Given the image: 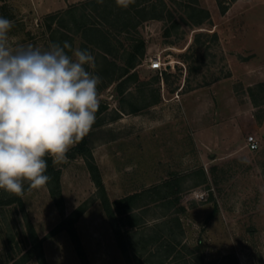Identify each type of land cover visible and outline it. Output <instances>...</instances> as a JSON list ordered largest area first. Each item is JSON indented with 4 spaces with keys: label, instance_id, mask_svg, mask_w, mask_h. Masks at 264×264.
<instances>
[{
    "label": "rangeland",
    "instance_id": "rangeland-1",
    "mask_svg": "<svg viewBox=\"0 0 264 264\" xmlns=\"http://www.w3.org/2000/svg\"><path fill=\"white\" fill-rule=\"evenodd\" d=\"M165 1L162 19L120 35L127 45L126 36L146 41L137 78L110 82L99 51L87 49L95 58L89 71L101 83L86 146L112 201L174 179L162 191H174L176 204L151 203L141 210L147 228L180 216L184 234L178 238L197 245L207 262L228 264L236 253L241 264H264V0ZM199 6L211 17L196 25L200 16L192 7ZM58 10L56 0H0V16L14 23V46L46 49L45 17ZM81 41L75 35L74 48L84 49ZM154 58L167 62V69H152ZM116 62L119 76L125 60ZM252 134L260 142L257 150L247 145ZM79 146L55 165L61 170V204L48 184L22 196L0 190V264H137L118 244ZM83 204L79 218L65 220Z\"/></svg>",
    "mask_w": 264,
    "mask_h": 264
},
{
    "label": "clouds",
    "instance_id": "clouds-1",
    "mask_svg": "<svg viewBox=\"0 0 264 264\" xmlns=\"http://www.w3.org/2000/svg\"><path fill=\"white\" fill-rule=\"evenodd\" d=\"M13 21L0 16V190L16 196L47 186L54 165L92 128L101 77L95 58L65 41L16 45Z\"/></svg>",
    "mask_w": 264,
    "mask_h": 264
},
{
    "label": "trees",
    "instance_id": "trees-1",
    "mask_svg": "<svg viewBox=\"0 0 264 264\" xmlns=\"http://www.w3.org/2000/svg\"><path fill=\"white\" fill-rule=\"evenodd\" d=\"M159 1L160 5L155 0H83L71 4L65 9L46 15L45 28L48 41L50 44L60 43L61 45L67 41L74 48L75 35L79 34L82 39V48L92 47V51L95 49L99 51L97 52L98 57L104 63L102 70L110 82L115 81L117 77L119 79L124 76L127 77L125 81L135 79L139 75L135 71L131 72V69H135L140 59L145 56L146 41L143 37L126 36L130 41L127 45L120 35L123 33L129 35L132 30H136L148 19H162L166 1ZM219 3L222 12H226L228 6L221 1ZM160 6H162L161 9ZM192 13L200 16L195 22L196 25L203 24L211 17L210 11L200 6L192 7ZM212 36L218 39L217 32L214 31ZM191 45L188 48H191ZM122 51L124 52L121 54ZM118 57L123 58L125 64L121 66L120 75L116 76V71L120 67L116 62ZM163 73L166 77L169 75L166 71ZM85 137L79 141L80 152L87 156L88 167L110 218L115 237L129 259L135 258L137 264H149L151 261H155V264H214L204 260L198 252V246L190 248L184 245L182 250H177L176 246L182 242L178 237L183 235L180 216H173L170 220H163L150 228L145 226L146 221L141 212L145 207L159 202L161 203L158 206L163 207L176 204V200L170 198L174 191L172 192L171 189L162 191L163 187L175 185L174 179L112 201L108 197L93 153L86 146ZM47 163L46 174L51 177L48 182L51 195L58 204H61L63 202L61 170L56 168L51 158H47ZM202 174L206 176L204 169H202ZM145 197L149 200L144 201ZM85 208V204L80 205L65 220L73 223V218H79ZM180 210L183 211L185 208L181 207ZM149 229L151 230L147 231ZM69 232L78 253L86 261L84 247L76 229L71 227ZM34 238L37 239L36 233ZM231 257L232 260L230 259L231 262L228 264H241L236 253H233Z\"/></svg>",
    "mask_w": 264,
    "mask_h": 264
},
{
    "label": "built area",
    "instance_id": "built-area-1",
    "mask_svg": "<svg viewBox=\"0 0 264 264\" xmlns=\"http://www.w3.org/2000/svg\"><path fill=\"white\" fill-rule=\"evenodd\" d=\"M168 63L166 62H162L159 58H154L152 61H151V64H150V67L152 69H167L168 67ZM259 140L257 139V137L255 135H249L248 138H247V145L248 147L251 149V150H257L258 147H259ZM201 196L203 197L204 194H201Z\"/></svg>",
    "mask_w": 264,
    "mask_h": 264
},
{
    "label": "crops",
    "instance_id": "crops-1",
    "mask_svg": "<svg viewBox=\"0 0 264 264\" xmlns=\"http://www.w3.org/2000/svg\"><path fill=\"white\" fill-rule=\"evenodd\" d=\"M57 1V7L58 8H60V9H65L67 6H69V5H71V3L72 4H74V3H78V2H80V1H83V0H56ZM131 71H134V68H132L131 69ZM228 130V129H227ZM129 195V194H128ZM125 196H127V195H125ZM125 196H122V197H125ZM122 197H120V198H122ZM118 199V198H117ZM175 216V215H174ZM181 218V217H180ZM182 226V225H181ZM182 230H183V228H182ZM183 234H184V231H183ZM184 245H187L188 247H190V248H195V247H197V245L196 246H194V245H192V244H190V243H188V242H185L184 240L180 243V244H178L177 246H176V248H177V250H182L183 249V246ZM203 257V256H202ZM204 258V257H203ZM204 260L207 262V260L204 258ZM240 260V259H239Z\"/></svg>",
    "mask_w": 264,
    "mask_h": 264
}]
</instances>
